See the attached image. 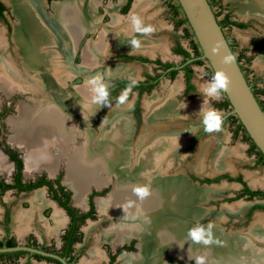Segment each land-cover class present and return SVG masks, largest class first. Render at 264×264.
Returning a JSON list of instances; mask_svg holds the SVG:
<instances>
[{
    "label": "bare ground",
    "instance_id": "obj_1",
    "mask_svg": "<svg viewBox=\"0 0 264 264\" xmlns=\"http://www.w3.org/2000/svg\"><path fill=\"white\" fill-rule=\"evenodd\" d=\"M5 1L16 17L12 39L21 71L13 62L3 61L0 89L6 94L17 90L34 95L29 96L30 102L20 103L18 116L9 119L15 141L25 150L24 173L30 175L40 168L53 173L63 161L64 182L73 190L77 204H83L84 193L90 185L101 187L111 181L112 190L96 199L99 212L111 219L101 228L99 238L113 244L131 236L138 238V252L120 255L119 264H195L198 256L205 258V264H264V250L255 249V240L264 241L263 218L252 222L244 236L223 235L214 226L212 233L216 242L210 245L194 243L188 237L192 222L204 216L202 202L207 200L212 186H191L181 172L168 174L177 137L154 134L171 124L174 114L182 112L171 94L162 102H155L153 98L146 100L142 133L134 147L133 126L122 104L100 126L98 134L91 129L90 116L99 106L92 102L94 93L87 83L93 76L86 77L82 86L73 87L69 81L77 72L71 65L76 39L83 31L94 30L99 23L94 13L97 0L55 1L50 12L45 10L42 0ZM234 1L240 4L242 16L264 21V0ZM117 23L113 18L109 25L102 26L95 42L86 44L79 70L97 66L101 56L115 48L132 52L150 50V41L142 33L134 32L132 23L122 28ZM133 39L139 40V48L132 46ZM243 39L256 47L261 55L258 61L263 63L264 37L248 33ZM107 73L136 74L130 66H111ZM226 155L225 151L220 152L209 164V172L228 168ZM200 161L192 162V169L199 171L198 174L205 173L206 169ZM3 166L4 156L0 154V169ZM149 183L151 195L139 200L133 187ZM32 203L44 204L42 192L34 195ZM30 216L29 211L24 212L23 225ZM89 253L91 259L87 263L104 255L96 248Z\"/></svg>",
    "mask_w": 264,
    "mask_h": 264
},
{
    "label": "rangeland",
    "instance_id": "obj_2",
    "mask_svg": "<svg viewBox=\"0 0 264 264\" xmlns=\"http://www.w3.org/2000/svg\"><path fill=\"white\" fill-rule=\"evenodd\" d=\"M1 1L5 5L6 10L4 12L5 20L0 19V36H1L0 64L3 61L8 60L13 62L15 65H17V68L21 71L20 61L18 60L16 53L14 51L15 46L13 45V41L11 38L12 26L15 20V16L13 15L12 8L8 5V3H6L5 0H1ZM123 1L124 0H97V3L94 6V13L97 15L98 19H100L101 23L105 25L101 24V26H96L94 30H91L93 32L86 30L82 32L80 36L77 38L76 50L73 52L71 57L72 59L71 65L74 68V70H76L77 72H75L71 76V79L69 81V84L71 86L73 87L82 86L85 83L86 77L88 76L94 77L96 75H100L103 78L104 82L107 84V90H108L109 86H111V84L115 80L123 77H128L123 75H119V76L109 75L107 73V69L108 67L111 66L113 67L130 66L135 70L136 74L137 72H139V77H142V74L146 71L152 72L153 65L150 64L149 62L142 63L135 59L122 60L118 58L116 54L126 53V52L131 53L132 51H127L126 49L118 50L116 48L110 50L107 55L101 56L102 58L100 62L97 64V66L95 65L89 70H83V71L79 70V68H81L83 64L82 52L84 47L88 42H95L98 39L99 31H101L102 26L109 25L113 20V18L118 20L117 24L121 28L128 27L129 23H131V17L133 15L141 18L146 26L151 25L153 27L154 30L151 33H147V34L142 33L150 41L151 44L150 50L149 51H147L148 49L146 51L136 50V52H132V53L144 57L150 56L154 58H160L163 61H174L176 63L179 62L180 57L175 56L170 51V47L172 45V41L170 37L171 34L173 33L180 34L181 27L179 26L178 27L175 26L174 28L172 27L173 24L172 15L170 14V11L168 9V4L166 3V0H140L137 3H135V0H132L131 5L129 6V8L125 13H122L120 11V7ZM222 2H223L222 3L223 7L225 9H229L232 12V15L236 19L245 20L246 22H248L247 26L242 29H237L233 27V28H225V31L228 36H230L234 41H236L235 43L236 49L237 48L239 49L240 47L243 46L246 47L245 52L248 57L242 60L243 62L242 64L247 71L250 81H253L256 78H258V83L264 86V62L261 63V61L260 62L258 61L260 60L259 57L261 55L253 44H249L247 41L243 39V37L248 33H253L258 36L264 37V21L253 16H248V17L242 16L240 14V10H241L240 5L233 0H222ZM42 3L46 8L50 6V10H51V5H50L51 3L46 2L45 0H42ZM214 9L216 10L217 7L215 6ZM180 14L181 16H183L182 12ZM184 24L188 26V23H184ZM3 41H4V45L2 44ZM182 43L186 47L188 46L186 44V41L182 40ZM119 64H134V66L119 65ZM205 65H207L205 61L203 65H197V64L192 65V69L194 72L193 81L197 86V93L193 97L189 99H177L176 93L174 94L175 101L178 104L187 103V107L189 108V110L185 112L186 116H190L191 114L193 115L194 113H198V112L202 113L204 110L212 108L210 103L212 98L207 97L201 91V89L211 81V78L205 77L203 70V67ZM181 83H182V75L181 72H179L173 79H168V78L162 79L158 83V85H156L149 93H144L141 96L139 120L137 122L134 118H132L134 119L133 122L136 130V131L135 130L132 131V147L135 146V142L142 133L141 131L142 127L140 128V126L142 125V117L144 112L143 104L146 102V100L153 98L155 102H159L158 98H162V97L164 98L165 96L168 95V93H171V90L173 93L174 86L175 88L176 86L179 87L181 86ZM123 91L124 90H120L113 99H110L109 102H107V104L99 105L97 107L96 112L90 116V120H91L90 127L94 131V133L98 134L101 128L100 126H102L105 123L104 121L106 119L112 118L113 116L112 113L115 114L117 113L115 110L118 108L117 106L120 105L118 103V97ZM153 93L156 94L152 96ZM29 96L33 97L34 95H31V93L25 91H17V90L11 94H6L4 91L0 89V110L3 107L6 108L5 114L0 118V152H3L1 148L3 145H9L19 150L21 157L24 156L25 153L24 147L20 145L17 141H15L13 137L14 134H13L12 126L9 122V119L18 116L19 114L18 106L20 105L21 102H25V103L30 102ZM134 100H135V94L129 93L128 101L125 103L126 105H128V108L126 107V109H128L126 111L127 114H125L126 116L132 115L131 106ZM122 105L125 107L124 104ZM183 108L184 107H182V109ZM229 109L218 108L217 110H222L224 113H226ZM172 123L169 124L168 126L172 125ZM185 123L186 122L183 123V119L182 120L180 119L179 121L177 120L173 126L166 128L164 131L165 133L173 134L179 137L180 138L179 142L181 143L185 141L187 142V140L190 141L191 140L190 135L192 134V130ZM229 126L230 124L227 122L222 127V130L219 134L218 132L207 133L199 137L198 140L193 145L181 146L180 143H178V145L180 146L177 145L175 149V153L172 154L173 171H170L171 167H169L168 171L170 172H168V174H175L181 172L185 178L187 176L188 179L192 178V182H195L197 176L194 174L195 171L194 168L192 169L193 163L197 162V160L199 161L201 160L200 162L201 164H203L202 167L209 168V164H211V162H213L216 158H218L220 152L225 151L227 154L226 160L228 161L229 164L228 166L230 168L229 167L226 168L229 170H223L222 173L220 174L231 173L233 175H236L237 173H239L242 175L243 179L250 186L253 185L254 188L264 189V166L254 164L255 152L248 151L247 142L245 141V137H242L241 133H238L237 136L232 137L231 128ZM204 145H205L203 151L204 153L200 155V152L202 150L201 148ZM4 161H5V167H1L0 169V178H4L8 180L10 177L9 173L11 172L10 171L11 163L7 159H4ZM169 161L171 162V159ZM23 162H24V157H23ZM170 162H168V164ZM181 169H183L184 171ZM176 170H180V171H176ZM206 170L207 171L205 173H202V175L205 176L211 174V172H209L208 169ZM195 172L199 173V171H195ZM39 174H45V175L55 174V176L59 174L61 176V181L63 182V185L70 191L73 197V190L68 184L66 185V183L64 182L66 170L63 161H61L58 164V166L56 167L53 173H49V171H47L46 169L40 168L33 170V172L30 175H27L24 173V168H23V178L25 180L34 178ZM223 180H225V178H222L220 181L217 182L214 181V183H212L215 185H211L212 187L210 189H212V191L206 197L207 201L204 200V202H202V206L205 208L204 212L207 213L206 215L204 213L205 216H203V218H201L199 221L192 222L193 224L192 227L196 226V224L198 223L202 225L204 224L208 225L209 222L214 221L213 225L214 226L217 225L218 228L221 229L223 235L239 234V236H244L247 232H249L250 229L249 227L252 226V222L254 223V221L257 218H263L262 227L264 229V210H255L252 213V216L246 219L243 215L249 202L246 201V199L243 197L238 199L234 197L235 193L238 191L239 188V186L234 181L231 182L228 181L226 183ZM112 188L113 186L111 181L107 182L101 187L90 185L88 190L84 193L83 204H79V203L77 204L74 201V199H71V203L77 209H82V207L85 206V202L86 204L88 203L87 201L91 191L97 190L98 192H100V190L106 189L104 193H99L95 195L93 198L94 209H95L94 217L88 218L81 225L82 242L76 245L78 256L75 264H102L103 262H105L104 260L105 258L97 259L93 263H90V261L87 263V260L91 259V255L89 251L92 250L93 248H96L98 250H103L107 253V248L113 250L116 246L120 245V243L117 244H113L111 242L108 243V241L101 240L99 238V233L101 228L104 227L106 224H108L111 219L99 212L96 206V199L107 196V194L112 190ZM39 191H42V194L47 200L51 199L48 196L47 191H45L44 187L39 188ZM35 192L36 190L30 191L29 193L26 194H15L13 190H7L2 196H0V211L2 208L1 202L10 205L12 211L11 232L18 241H24L28 235H32L39 243H44L45 246L47 247L59 248L60 244L58 237L61 235L62 233L61 231L66 226V224L65 226L60 228L57 234L51 233V228L54 225L52 205L43 206L39 210L35 211L30 221V226L26 233H24L21 236H19L16 233V227L18 224L17 222L18 212L26 210L31 206L29 199L34 197V194H36L38 191L36 193ZM59 213L60 212L56 211L55 209V219L60 218L59 215L61 214ZM61 220L62 219H60L59 221ZM207 225L204 226L206 227ZM53 228H55V226ZM130 239L134 241L133 243L134 248L133 251L131 252L133 253L138 252V248H137L138 238L136 236H131L130 238H128V241ZM255 242H256L255 249L264 250V241L262 242L255 240ZM26 258H28L27 254L21 255L18 259L14 261H5L2 258H0V264H22L23 262H25ZM117 260L118 259H115L113 264H119V261L117 262ZM44 263H45L44 260L31 258L28 264H44Z\"/></svg>",
    "mask_w": 264,
    "mask_h": 264
},
{
    "label": "flooded vegetation",
    "instance_id": "obj_3",
    "mask_svg": "<svg viewBox=\"0 0 264 264\" xmlns=\"http://www.w3.org/2000/svg\"><path fill=\"white\" fill-rule=\"evenodd\" d=\"M45 1L52 4V2L58 1V0H45ZM174 1L175 0H166V3L168 4V9L170 11V14H171V9H170L171 6L170 5L175 4L176 1L175 2ZM208 1L213 4L212 5V9L214 11V14L217 15L216 16L217 21H219L221 24H223V26H222L223 33H224V35H225V37H226V39H227V41H228V43L230 45V47H231V49H232L235 57L238 59V63L240 65V68L243 71V74H244V76H245L248 84L251 86L252 91L256 95V99H257L260 107L264 110V86L263 85H260L258 83V78H256L253 81H250V78L248 77L247 71H246V69L244 68V66L242 64L243 63L242 60H244V58L246 59L248 57L247 54H246V52H245L246 47L243 46V47H240L239 49L238 48L236 49V45H235L236 41H234L230 36H228L226 34V31H225V28H233V27H235L237 29H242V28H244V27L247 26L248 22H246L245 20H238V19H236L232 15V12L229 9H225L223 7L222 0H208ZM126 2H127V0H124L122 2L121 7H120V11L121 12H122V8L126 4ZM215 6L217 7L216 10L214 9ZM5 10H6V8H5ZM5 10H3L2 16H0V19H2V20H5V14H4ZM51 10H52V7H51ZM51 10H50V6L48 8H46V11L47 12H49ZM122 13H124V12H122ZM181 17H182L181 14L177 15L176 17H172V20H173L172 21L173 22L172 27L174 28L175 26L176 27L179 26V27H181V31H180V34H174L173 33V34H171V37H170L171 38V41H172V45L170 47V51L175 56H179L180 57V60H179L178 63H176L174 61H163L160 58H154V57L151 58L150 56L144 57V56H141V55H137L135 53H132V52L131 53L126 52V53H118V54H116L117 57L120 58V59H122V60L135 59V60H137L139 62H142V63L149 62L150 64L153 65L152 66V72L146 71V72H144L142 74V77H139V72H137L136 76L123 75V76H128V77H123V78H120V79L115 80L111 84V86H109V89H108V93H109L108 102H109V100L115 95V93L117 95V93L120 90H125L130 85L129 84V85H126L124 87H117L119 83L121 84V83H125V82H130L132 84V81L133 80H135L136 83H138V82L140 83L139 85H134L132 87L131 92H130V93H134L135 94V100H134V102H133V104L131 106V113H132L131 116L132 117L130 115H128L129 118H130V120L132 121V124H133V131L135 130V125H134L133 120L135 119L138 122L139 117H140V99H141V96L144 93H149L156 85H158V83L162 79H167V78L168 79H173L179 72H181V75H182V83H181V86L176 87L173 90L174 91L173 93H169L164 98L163 97L162 98H158L159 102L164 101L165 98H167L171 94V99H173V101L175 102V104L178 107L180 106V108H181V107H183L184 103L183 104H178L175 101V96H174L175 93L177 95V99H189V98L193 97L197 93V86H196V84L193 81L194 72H193V69H192V65L193 64L203 65L204 64V61H203L202 64H198V63L194 62L195 61V56H194V52H193V49H192V46H191V41H196V40H195L194 36L191 37V36L187 35L188 34V31L187 30H190L189 29V25L187 26L184 23H182L180 25L177 24V19L178 18H181ZM15 20H16V17H15ZM98 20H99V25L97 24V26H101L102 23H101L100 19H98ZM225 21H227V23H225ZM232 22H234V23H232ZM237 24H242L243 27H240ZM102 25H105V24H102ZM87 31L93 32L91 30H87ZM12 34H13V26H12ZM11 38H12V35H11ZM182 40L186 41V44L188 45L187 47L185 45H183ZM12 41H13V39H12ZM3 45H4V42H3ZM13 45L15 46L14 41H13ZM76 45H77V39H76ZM179 46L188 52V55L187 56L184 53L180 52V51H176V50H178ZM75 50H76V48H75ZM118 50H121V49H118ZM128 51H131V50H128ZM133 52H135V51H133ZM137 52H139V51H137ZM15 53H16V51H15ZM16 56H17V53H16ZM71 57H72V55H71ZM128 57H131V58L128 59ZM17 58H18V56H17ZM140 58H146V59H148V61H143ZM18 60H19V58H18ZM157 60H159L160 63H157L156 62ZM163 64H169V65L165 66ZM119 65H133L134 66V64H119ZM207 67H208L207 65H205L203 67L204 74H205V77L206 78L208 77L207 72H206V68ZM137 71H138V69H137ZM155 94L156 93H153L152 96H154ZM222 100H223V95H222V98L220 100H216V99L212 98L211 99V102H210L212 108H214V109L220 108L218 106V104ZM124 105H125V109H126V107L128 108V105H126V104H124ZM185 105H186V107H184L182 109V112H181L180 115H176V114L173 115L174 120H173L172 125H170L168 127H165V128H161V129H159V131H156L155 134H154V136H156V137L157 136H162V135L163 136H173V137H177L176 135L165 133L164 130L166 128H169V127L173 126L176 123L177 120L179 121L180 119L181 120L183 119V123L186 122L185 124H187L190 127V129L192 130V134L190 135L191 137L188 135L191 140L190 141L187 140V142L185 141V142H182L181 143V142H179L180 138L177 137V142L174 145L175 147L174 146L172 147V150H174V152H172V154L175 153L176 146L178 145L177 143H180L181 146L193 145L198 140L199 137L207 134V132L204 130V125H203V121H202V113L198 112V113H194L193 115L191 114L190 116H186L185 115V112L187 110H189V108L187 107V103H185ZM143 107H144V112H143V117H142V125H143V122H144V116H145L146 111H147V108L145 107V103L143 104ZM127 110L128 109L123 110V112H125V114H127L126 113ZM199 111H201V110H199ZM5 112H6V108L3 107L0 110V118L5 114ZM123 115H124V113H123ZM228 116L225 117V119H223L222 127L228 122L230 124L229 127L231 128V135H232V137H235V136H237L236 135L237 122L231 123V120L228 119ZM132 118H134V119H132ZM142 125L140 126V128L142 127ZM237 131H238V133H241L242 137H245V134L242 131H240V130H237ZM220 132L221 131H219L218 134ZM245 141L247 142V149H248V151L251 152L250 151V147H251L250 142L248 140H245ZM180 145H178V146H180ZM1 148H2V151L6 155L3 152H0V154L2 156H4V159H7L11 163V170H10L11 172L9 173L10 174V177H9L8 180H6L4 178H0V196H2L7 190H13L15 194H26V193H29L30 191H33V190H36V192H37V191H39V188L44 187L45 191H47L48 196L51 198V199H48L47 200L44 197V195H43L44 204L41 205V206H39V205L37 206L36 204H33L32 203V198L33 197L31 199H29L30 200V204H31V206L28 208L29 210L26 209V210H23V211L18 212V215H17V222H18V224H17V227H16V233L19 236H21L24 233H26L27 230H28V228H29V226H30V221H31L32 216L35 213V211L36 210H39L40 208H42L43 206H46V205H52V207H53L54 225L51 228V233H56L57 234V232L60 230L61 227L65 226V224H66V226L62 229V231H61L62 233L58 237L59 244H60L59 248L47 247V246H45L44 243H39L32 235H28L24 241H18L15 238V236L12 234V232H11V224H12V211H11V207H10L9 204H5V203L1 202V207L2 208H1V211H0V231H1L0 232V242H2L3 244H6L7 241L11 239L15 243L13 246H16V245L28 246V247L36 248V249H39V250H42V251L50 252V253H53V254H56V255L62 257L61 256L62 249H63V246L65 244V239L63 238V236L65 235L66 231L69 229V226H70V223H71V218H70L68 212L66 211V209L63 206H61L58 203V201L56 199H54L52 197V193L50 192V190H49V188H48L47 185L43 184V185H40V186L35 187L33 189H30V190L23 189L24 188V185H27L28 183L35 182L41 176H44V178L46 180H50L52 182L53 187L54 188H57V184L54 183V180L59 176L58 184H60L61 186H63L64 189L66 190V192L69 193V199L67 201V204L70 207H73V208L76 209V215H79L82 212H87L90 209L91 205H92V208H93L92 217H86L82 223H78V229H77L76 235L79 236V240H76V241H74L72 243V250H71L69 256L62 257L65 260L66 264H75L76 263L77 256H78V252H77L76 245L78 243H81L82 242L81 225L88 218H93L94 217V210L95 209H94L93 198L97 194L92 195V196H91V194L93 192L100 193L103 189L100 190V192H98L97 190L91 191L90 194H89L88 201H87L88 203L86 204V202H85V206L82 207V209H77L71 203V199H73V197H72L70 191L63 185V182L61 181V176L59 174L57 176H55V174H50V175L39 174V175H37L34 178H30L28 180H25L23 178L24 162H23V157H21V155L19 153V150L15 149V148H13V147H11L9 145H3ZM204 148H205V145L202 146V148H201L202 150L200 152V155L202 153H204L203 152L204 151ZM12 156H14L16 159L17 158L20 159V161H21V169L19 171L21 172L20 185H21L22 188H19V187H10V188L3 189L1 184L2 183H5V184H13L14 183V176L16 175V173L18 171L17 166H16L15 158L12 159ZM259 157H260L259 154L257 152H255L254 164H256V162H258V160L260 159ZM197 158H199V157H197ZM3 167H5V166H3ZM170 167H171L170 171H173V169H172L173 168L172 167V155H171V165H170ZM206 169H208L209 171H211L209 168H206ZM206 169H205L204 172L207 171ZM181 170H183V169H181ZM224 170H229V169H224ZM176 171H180V170H176ZM184 174H185V172H184ZM220 175H223V174L215 175L212 178H206L205 177L203 179H199L197 177L195 180H199L200 182H205L204 181L205 179L216 180V177H218ZM225 175L228 176V177H232V178H236L237 176H241V179L245 182V184H242L241 182L235 181V182L238 183L239 188H238V191L235 193L234 197L237 196V195H239V194H242L239 198L243 197V198L246 199V201L249 202L247 208L244 211V215H243L246 219L250 218L252 216V213L255 210H264V207H255L256 205L264 206V196H260V195L249 196L247 193H244L245 188H247L249 190H259V191H264V189H262V188H254L253 185H251L252 186L251 187L243 179L242 175L239 174V173H237L236 175H233V176L229 175L228 173L225 174ZM185 176H186V174H185ZM186 179H187V181L191 185L194 184V183L190 182V180L192 181V178H190L188 180V177L186 176ZM215 182H217V181H215ZM211 185H215V184H211ZM40 190H42V189H40ZM40 192H42V191H40ZM64 199H65V197L62 196L61 197V200H64ZM55 209H56V211L60 212L59 214H61V215H59V217L62 219V222H64L63 224L60 223V221H59L60 218H59V220L55 219ZM31 210H32V212H31ZM26 211H29V214L31 213V216L29 217V220L27 219V221L24 222V225H23V223H22L23 222V219L21 218V216ZM206 213H205V215H206ZM213 222H209V223H213ZM204 225H207V224H204ZM22 226H24V229L23 230H22ZM54 226H55V228H53ZM133 243H134V241L131 240V239L129 241L128 240H124V242L120 243V245L119 246H116L113 250L110 249V248L109 249L107 248V253L102 250L103 253H104L102 259L105 258L104 259L105 262H103L102 264H113V262L115 261V259H118L121 254H126V253L127 254H129V253L131 254V253H133V252H131V251H133V248H134ZM129 245L132 246V249L122 250L120 252H117V248L123 247V246H129ZM1 247H11V246H1ZM14 251H24V252L21 253V254H19L17 257H14L13 256L11 259H7L5 261H14V260L18 259L21 255L27 254L28 255V258H26L25 262H23L22 264H28L30 262L31 258L38 259V260H44L45 261L44 264H63L61 261H59L58 259H56L54 257H51V258H54V259L58 260L59 263L58 262H55L53 260H49L47 258H36V257H34V255H32V254H38V253H35V252H28V251H25V250H14ZM14 251H7V252H14ZM111 256H114V258L111 259ZM44 257H50V256H44ZM117 262H118V260H117Z\"/></svg>",
    "mask_w": 264,
    "mask_h": 264
},
{
    "label": "water",
    "instance_id": "obj_4",
    "mask_svg": "<svg viewBox=\"0 0 264 264\" xmlns=\"http://www.w3.org/2000/svg\"><path fill=\"white\" fill-rule=\"evenodd\" d=\"M177 2L199 45L201 51L200 58L207 63L213 73L217 70H223L229 77L228 88L224 94L229 101L230 109L222 119H225L228 115L237 116L252 142L264 156V111L254 96L251 86L248 84L236 58L231 63L226 64L223 62L225 56L230 55L235 57V55L217 21L211 5L208 0H177ZM213 48L217 49L215 53L212 51ZM222 171L211 172V174L205 176L196 172L194 174L199 179H203L205 177L212 178L222 173ZM228 174L233 176L231 173ZM223 181L227 183L229 180L225 178ZM192 183L199 186H208L214 182H200L196 180ZM235 183L238 185L237 182ZM14 250H25L43 256L54 257L63 264H66L62 257L36 248L22 245L0 247V252Z\"/></svg>",
    "mask_w": 264,
    "mask_h": 264
},
{
    "label": "trees",
    "instance_id": "obj_5",
    "mask_svg": "<svg viewBox=\"0 0 264 264\" xmlns=\"http://www.w3.org/2000/svg\"><path fill=\"white\" fill-rule=\"evenodd\" d=\"M175 1H176L175 4L170 5L171 6L170 9H171L172 17H176L177 15L180 14V12H182L177 0H175ZM131 2H132V0H127L126 4L122 8V12L125 13L127 11L129 6L131 5ZM209 4L212 7L213 4L210 3V2H209ZM3 10H5V6L0 1V16H2ZM215 16H217V15L215 14ZM182 23H187V20H186L184 15L181 18L177 19V24L180 25ZM218 23H219V25L222 28L223 24H221L219 21H218ZM225 23H227V21H225ZM232 23H234V22H232ZM237 25L240 26V27H243L242 24H237ZM189 29H190V27H189ZM187 31H188L187 35L193 37V34H192L191 30H187ZM191 46H192V49H193V52H194V56H195V61L194 62H196L198 64H202L204 60H202L200 58L201 51H200V48H199V45H198L197 41H191ZM176 51H180V52L184 53L186 56L188 55V52L186 50H184L183 48H181L180 46H179L178 50H176ZM130 58L131 57H128V59H130ZM140 59L143 60V61H148V59H146V58H140ZM236 60L238 61L237 58H236ZM156 62L160 63L159 60H157ZM163 65L167 66L169 64H163ZM206 72H207L208 77L212 79V76L214 75V73H213V71L211 70V68L209 66L206 68ZM129 84H131V83L130 82H125V83H121V84L119 83L117 87H124V86L129 85ZM139 84L140 83L138 82L135 85H139ZM253 94H254V92H253ZM222 95H223V100L218 104V106L220 108H223V109H229V107H230L229 101L226 98L224 93H222ZM115 96H116V93L111 99H113ZM254 96L256 97L255 94H254ZM228 119L231 120V123L237 122L236 135H238V131L237 130L242 131L245 134V140H248L250 142V144H251L250 151H254V152H257L259 154V156H260L259 158L260 159L258 160V162H256V165L264 166V156H263V154L256 147V145L252 142V140L250 139L249 135L245 131L243 125L241 124V122L237 118V116L229 115ZM14 158L15 157L12 156V159H14ZM15 161H16V166H17L18 171H17L16 175L14 176V183L13 184L2 183L1 185H2L3 189L10 188V187L22 188L21 185H20L21 172L19 171L21 169V161L18 158L17 159L15 158ZM222 178H227L230 181H238V182H241L242 184H245V182L241 179V176H237L236 178H232V177L226 176L225 174L216 177V180L205 179L204 181L205 182H214V181H218V180H220ZM58 180H59V176L54 180V183L57 184V188H54L53 185H52V182L50 180H46L44 178V176H41L35 182L28 183L27 185H24L23 189L30 190V189H33V188L38 187L40 185H43V184L47 185L49 190H50V192L52 193V197L54 199H56L58 201V203L61 206H63L66 209V211L68 212V214H69V216L71 218V223H70L69 229L66 231L65 235L63 236V238L65 239V244L63 246L62 254H61L62 257H67V256H69V254H70V252L72 250V243L74 241H76V240H79V236L76 235L77 229H78V223H82L86 217H92L93 208H92V205H91L90 209L87 212H82L79 215H76V209L73 208V207H70L67 204V201L69 199V193L66 192V190L64 189L63 186L58 184ZM105 191H106V189H103L100 193H104ZM244 193H247L249 196H256V195L264 196V191L249 190L247 188H245ZM95 194H99V193L93 192L91 194V196L95 195ZM241 195L242 194H239V195H237L235 197L239 198ZM62 196L65 197L64 200H61ZM255 207H264V206L256 205ZM14 244L15 243L13 242V240L10 239V240L7 241L6 244H3L2 242H0V247L1 246H13ZM129 249H132L131 245L119 247V248H117V252H120L122 250H129ZM23 252L24 251L0 252V258H3V260L11 259L13 256L17 257L19 254H21ZM32 255H34V257H36V258H47L49 260H53L55 262H58V260H56L54 258H51V257H44V256L39 255V254H32ZM113 258H114V256H111V259H113Z\"/></svg>",
    "mask_w": 264,
    "mask_h": 264
},
{
    "label": "clouds",
    "instance_id": "obj_6",
    "mask_svg": "<svg viewBox=\"0 0 264 264\" xmlns=\"http://www.w3.org/2000/svg\"><path fill=\"white\" fill-rule=\"evenodd\" d=\"M131 23L133 26V30L138 33H151L154 29L151 25H145L143 20L135 15L131 18ZM132 46L135 48L140 47V42L137 39H133L131 41ZM216 48H213L212 51L215 53ZM235 57L233 56H225L223 58L224 63H231L234 61ZM88 84L92 86V92L94 93L92 97V102L97 105H105L108 102V90L107 84L104 82L103 78L100 75H96L92 77ZM136 84V81L133 80L132 84H130L118 97L119 104H125L128 101V95L132 90V87ZM229 84V77L223 70L215 71L212 76L211 81L204 86L201 91L210 98H214L216 100H220L222 98V93L227 91ZM183 107H186L185 103ZM225 113L222 110H217L214 108H209L202 112V121L204 125V130L207 133L219 132L222 130L223 119L222 117ZM133 193L138 197L139 200H144L149 195H151L150 183L143 185H135L133 187ZM213 223H209L206 227L202 224H196V226L192 227L188 231V237L194 243H202L204 245H210L214 242L212 228ZM195 264H205V258L203 256H198L195 259Z\"/></svg>",
    "mask_w": 264,
    "mask_h": 264
}]
</instances>
